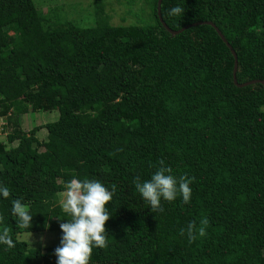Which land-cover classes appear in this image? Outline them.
Masks as SVG:
<instances>
[{
  "label": "trees",
  "instance_id": "1",
  "mask_svg": "<svg viewBox=\"0 0 264 264\" xmlns=\"http://www.w3.org/2000/svg\"><path fill=\"white\" fill-rule=\"evenodd\" d=\"M157 2L126 0L138 21L113 24L105 0H94V24L81 26L33 0H0V117L14 143L0 140L9 188L0 231L14 241L0 244V264H56L60 244L41 248L22 234L61 231L72 178L116 185L106 247L89 264H264V85L237 86L215 28L172 35ZM176 6L182 13L170 14ZM160 11L172 30L213 22L235 50L238 83L264 81V0H162ZM39 110L59 119L24 130L21 116ZM161 160L193 178L191 198L155 213L133 181L150 179ZM17 199L27 226L11 212ZM189 224L205 235L189 243Z\"/></svg>",
  "mask_w": 264,
  "mask_h": 264
},
{
  "label": "clouds",
  "instance_id": "2",
  "mask_svg": "<svg viewBox=\"0 0 264 264\" xmlns=\"http://www.w3.org/2000/svg\"><path fill=\"white\" fill-rule=\"evenodd\" d=\"M182 11L180 6H176L170 9V14H180ZM0 120L5 123L4 133L8 135L6 116H1ZM158 164L150 179L143 182L139 178L134 179L135 191L155 213L162 210V201L171 202L180 197L184 203H188L191 198L190 184L193 178L184 175L177 177L173 174L172 168L166 166L162 160ZM115 193V184L109 188L94 179L72 178L68 181L61 193L60 207L70 219H65V222L59 225L62 235L60 245L54 250L57 257L56 264H89L93 249L106 247L105 224L111 216L106 205ZM8 197L9 188L0 184V198ZM11 212L18 218V222L25 226L32 221V215L24 209L19 199L13 201ZM201 223L206 225L207 221ZM181 234H184V230H181ZM197 234L204 236V227L194 230V225L189 224L187 227L189 243ZM0 244L9 249L14 247V241L6 228L0 231Z\"/></svg>",
  "mask_w": 264,
  "mask_h": 264
},
{
  "label": "rangeland",
  "instance_id": "3",
  "mask_svg": "<svg viewBox=\"0 0 264 264\" xmlns=\"http://www.w3.org/2000/svg\"><path fill=\"white\" fill-rule=\"evenodd\" d=\"M34 4L41 9H53L61 16L69 21H73L81 26H92L94 24V16L92 15V3L94 0H33ZM126 0H105L104 11L109 14L113 24H131L135 20L132 13L126 11ZM147 11L139 14V22L147 19ZM138 19V17H137ZM138 20L134 21L136 23ZM59 112L52 111H29L21 116V125L24 130H31L36 126H44L47 123L55 122L59 119ZM48 131L41 128L38 136L44 141L47 139ZM8 135L1 133L0 140L6 144H14L8 142ZM21 140H17L20 143ZM10 145V146H11ZM61 202V194H60ZM62 231L59 232H34L23 233L22 236L34 246L44 248L46 246L60 244Z\"/></svg>",
  "mask_w": 264,
  "mask_h": 264
},
{
  "label": "water",
  "instance_id": "4",
  "mask_svg": "<svg viewBox=\"0 0 264 264\" xmlns=\"http://www.w3.org/2000/svg\"><path fill=\"white\" fill-rule=\"evenodd\" d=\"M161 4H162V0H158L157 2V8H156V11L158 13V16H159V20L161 21L162 25L172 34V35H176L180 32H182L184 29H187L189 26H195V25H199V24H209L211 26H213L215 28V30L217 31V33L219 34V36L221 37V39L226 43V45L229 47L230 51L232 52L233 56H234V71H233V79H234V83L237 85V86H240V87H244V86H247L249 84H253V83H256V82H260L261 84L264 85V81L262 80H252V81H248V82H244V83H238L237 81V78H236V72H237V69H238V61H237V55L235 53V50L232 48V46L229 44V42L227 41V39L224 37V35L222 34V32L219 30V28L211 21H199V22H196V23H193L191 25H187L179 30H172L170 29L167 24L165 23V21L163 20L162 18V15H161V11H160V8H161Z\"/></svg>",
  "mask_w": 264,
  "mask_h": 264
},
{
  "label": "built area",
  "instance_id": "5",
  "mask_svg": "<svg viewBox=\"0 0 264 264\" xmlns=\"http://www.w3.org/2000/svg\"><path fill=\"white\" fill-rule=\"evenodd\" d=\"M4 124L5 123L0 120V135L1 133H4Z\"/></svg>",
  "mask_w": 264,
  "mask_h": 264
}]
</instances>
